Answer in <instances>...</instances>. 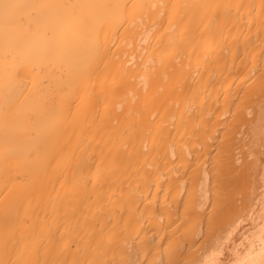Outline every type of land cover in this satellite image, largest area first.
<instances>
[{
	"label": "bare ground",
	"instance_id": "6f19581e",
	"mask_svg": "<svg viewBox=\"0 0 264 264\" xmlns=\"http://www.w3.org/2000/svg\"><path fill=\"white\" fill-rule=\"evenodd\" d=\"M263 56L264 0H0V264H264Z\"/></svg>",
	"mask_w": 264,
	"mask_h": 264
},
{
	"label": "rangeland",
	"instance_id": "374dc122",
	"mask_svg": "<svg viewBox=\"0 0 264 264\" xmlns=\"http://www.w3.org/2000/svg\"><path fill=\"white\" fill-rule=\"evenodd\" d=\"M263 58H264V56H263ZM263 82V84H264V80L262 81ZM249 147V146H248ZM246 148H247V146H246ZM254 152V151H253ZM245 204V203H244Z\"/></svg>",
	"mask_w": 264,
	"mask_h": 264
}]
</instances>
